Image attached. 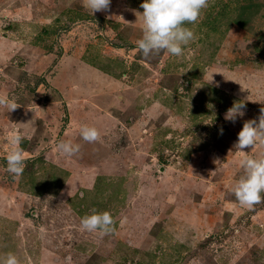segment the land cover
<instances>
[{"label": "rangeland", "instance_id": "rangeland-1", "mask_svg": "<svg viewBox=\"0 0 264 264\" xmlns=\"http://www.w3.org/2000/svg\"><path fill=\"white\" fill-rule=\"evenodd\" d=\"M0 0V257L19 264H264V202L230 191L264 107V0H209L180 57H143L142 0ZM212 80V81H211ZM211 81V82H210ZM244 116L225 119L234 102ZM82 124L100 139L79 136ZM221 129L223 130L221 133ZM17 131L24 170L5 157ZM61 140L81 145L60 154ZM93 210L113 231L81 230Z\"/></svg>", "mask_w": 264, "mask_h": 264}, {"label": "clouds", "instance_id": "clouds-1", "mask_svg": "<svg viewBox=\"0 0 264 264\" xmlns=\"http://www.w3.org/2000/svg\"><path fill=\"white\" fill-rule=\"evenodd\" d=\"M110 4L111 0H84L83 6L93 15L95 12L107 11ZM208 5L209 0H142L140 5L143 9L140 12L142 36L136 44L140 54L147 58L167 51L172 56H182L183 47L196 38L194 31L186 25L195 24L200 18L201 11ZM0 105L5 106L9 112L19 106L2 96ZM245 107L243 100L234 102L226 111L225 119L235 123L238 117L244 116ZM260 113L258 122L252 119L243 124L233 145L235 151L245 153L246 148L264 146V107L260 109ZM222 131L221 129V133ZM79 136L89 144L100 139L98 129L87 124L80 126ZM7 139L13 147L5 157L6 170L15 178L24 170V155L19 147L23 137L13 130ZM56 147L60 154L71 157L79 153L81 145L61 140ZM238 165L243 170V175L230 191L241 206L252 208L264 202V156L256 158L242 155ZM113 224V217L108 211L93 210L80 220L81 230L96 233L100 237L110 234L113 231ZM0 264H19V261L13 253H8L0 257Z\"/></svg>", "mask_w": 264, "mask_h": 264}]
</instances>
